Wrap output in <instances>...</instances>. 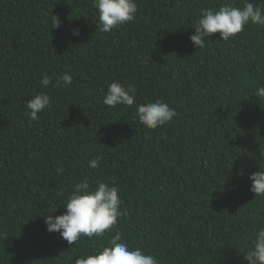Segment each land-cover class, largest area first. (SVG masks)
<instances>
[{
	"label": "trees",
	"instance_id": "obj_1",
	"mask_svg": "<svg viewBox=\"0 0 264 264\" xmlns=\"http://www.w3.org/2000/svg\"><path fill=\"white\" fill-rule=\"evenodd\" d=\"M136 2L133 21L101 33L91 0H0V264H72L116 231L160 264H246L240 251L264 228L249 179L264 168V99L254 95L264 27L227 43L216 33L198 49L199 10L223 0ZM45 72L73 83L42 89ZM113 81L136 89L135 104L161 100L177 115L146 129L135 105L103 104ZM41 90L52 106L29 122L26 103ZM85 176L116 186L127 214L103 239L70 246L45 216L63 214Z\"/></svg>",
	"mask_w": 264,
	"mask_h": 264
},
{
	"label": "clouds",
	"instance_id": "obj_2",
	"mask_svg": "<svg viewBox=\"0 0 264 264\" xmlns=\"http://www.w3.org/2000/svg\"><path fill=\"white\" fill-rule=\"evenodd\" d=\"M91 2L92 7L97 10L96 26L101 33H110L133 21L138 11L136 0H91ZM50 20L51 29L61 27L62 21L58 16L52 14ZM250 24L264 27V0L257 5L250 0H243L242 7L236 6L235 0H223V3L215 9L202 7L199 10L198 18L192 26L195 30L194 34L189 39L194 47L204 49L213 34L219 33L223 42L227 43ZM72 35L79 36L80 30L73 29ZM72 83L73 76L67 72L53 76L45 72L39 80L42 89L49 86L67 89ZM254 95L260 100L264 99V86L256 88ZM135 99L136 89L133 86H125L119 81H113L108 85L103 104L109 108L118 105L126 107L135 105V117L149 130L171 123L177 115L174 108L161 100L135 104ZM51 106L50 95L41 90L32 95L26 103L25 115L28 116L29 122L39 121L40 114ZM100 162L101 157L96 156L88 161V167L97 169ZM62 171L63 169H58V174ZM249 179L250 191L255 197H264V168L252 173ZM118 192L116 186L101 179L90 182L85 176L74 184L72 192L62 203L64 213L58 216L52 214L45 216L46 230L49 233H59L70 246L85 237L103 239L117 224L118 218L127 214L126 210L121 209L123 202ZM250 243L251 246L246 251H240L246 264H264V228L256 231L255 238ZM72 264H160V261L141 247L132 248L124 241L122 234L116 231L108 239L107 244H101L99 248H93L76 256Z\"/></svg>",
	"mask_w": 264,
	"mask_h": 264
}]
</instances>
